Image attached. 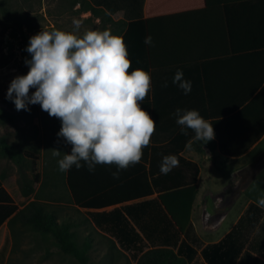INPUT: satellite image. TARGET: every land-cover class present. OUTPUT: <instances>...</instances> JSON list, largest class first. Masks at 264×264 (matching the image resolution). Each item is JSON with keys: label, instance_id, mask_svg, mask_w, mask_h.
<instances>
[{"label": "crops", "instance_id": "crops-1", "mask_svg": "<svg viewBox=\"0 0 264 264\" xmlns=\"http://www.w3.org/2000/svg\"><path fill=\"white\" fill-rule=\"evenodd\" d=\"M87 1L101 10L99 15L83 9L81 3L74 7L90 29H109L124 38L132 30L128 23L148 22L146 37L151 36L152 43H146L145 58L151 88L141 107L154 119L156 128L142 150L141 161L123 171L127 180L144 171L161 174L158 170L150 172L151 167L156 169L152 163L156 144L177 138L185 144L180 155L197 163L200 171L190 224L183 233L159 201L158 193L102 208L77 206L89 211L95 225L109 231L116 240L111 226L100 227L94 214L105 213L129 222L141 235L142 244L148 241L149 249L173 248L188 264H264V209L256 204L264 193V168L235 166V161L244 165L259 153L252 149L264 140V135L241 155L228 154L219 146L221 141L232 140L236 115L249 102L243 105L244 100L264 90V0ZM138 38L133 30L132 56ZM178 69L192 83L187 95L172 83ZM165 81L167 87L163 86ZM177 108L198 110L213 123L215 138L203 144L192 139L191 130L183 135L173 115ZM157 157L162 159L163 154ZM142 161L146 168L139 167ZM219 173L222 177L215 182ZM235 175L245 181L242 186L232 181ZM151 186L153 189V183ZM238 186L241 191L237 194ZM206 212L210 213L209 220ZM11 235L12 228L6 221L0 227V255Z\"/></svg>", "mask_w": 264, "mask_h": 264}, {"label": "clouds", "instance_id": "clouds-1", "mask_svg": "<svg viewBox=\"0 0 264 264\" xmlns=\"http://www.w3.org/2000/svg\"><path fill=\"white\" fill-rule=\"evenodd\" d=\"M81 20L73 18V29H41L29 37L25 59L28 71L10 81L5 98L17 111L39 104L49 116L58 118L57 137L71 145L70 152L52 148L58 171L67 172L97 165L114 166V179L141 161L150 143L156 122L141 104L151 88L150 74L132 69L123 38L109 29L85 30L79 34ZM151 44V36L145 38ZM172 83L185 95L190 80L177 70ZM167 87V81L163 84ZM30 89L34 91L30 92ZM183 135L194 133L195 141L206 144L215 138L213 123L198 110L177 108L173 114ZM63 153V154H62ZM179 166L174 155L163 156L159 171L167 175ZM256 204L264 209V193Z\"/></svg>", "mask_w": 264, "mask_h": 264}, {"label": "rangeland", "instance_id": "rangeland-1", "mask_svg": "<svg viewBox=\"0 0 264 264\" xmlns=\"http://www.w3.org/2000/svg\"><path fill=\"white\" fill-rule=\"evenodd\" d=\"M71 1L0 0V105L17 114L15 121L0 122V136L20 150L23 156L22 163L19 164L11 156L0 152V175L5 176L7 181L4 186L20 208L28 200L35 199L49 210L55 211L61 219L70 217L77 224L75 229L81 238L91 236L93 248L90 251V264H135V253L138 254L136 250L121 247L109 231L95 225L89 211L74 203L65 172L58 171V158L51 155L52 148L68 152L67 144L57 137L61 126L59 119L49 116L39 104L29 105L30 110L27 111H17L14 103L5 98L14 76L28 71L25 59H30V54L26 51L30 36L41 29L54 26L60 30L71 31L73 18L82 22L80 35L85 30H94L90 29L88 21H84L81 13L76 12ZM31 91L34 89H30ZM257 152L263 154L257 153L244 165L235 161V166L248 165L263 169L264 143ZM35 172L40 174L38 182ZM218 175L214 177L215 182L220 180L222 173ZM232 179L237 182L235 185L242 186L245 182L236 175ZM25 183L34 184L36 191L33 195H23ZM241 186L236 189L237 194L241 191ZM15 229L19 232V244L15 245L17 238L12 230L8 245L0 255L1 264H81L76 258L63 253L53 237L45 240L40 234L23 230L20 222L15 225ZM142 246L144 250H148L150 244L145 241Z\"/></svg>", "mask_w": 264, "mask_h": 264}, {"label": "trees", "instance_id": "trees-1", "mask_svg": "<svg viewBox=\"0 0 264 264\" xmlns=\"http://www.w3.org/2000/svg\"><path fill=\"white\" fill-rule=\"evenodd\" d=\"M76 3H81L83 9H90L96 16L101 12L99 8L92 6L87 0L71 1L72 5ZM128 25L132 27V30L130 29L127 32L123 40L127 46L128 58L131 61L129 72L132 69H142L148 72L149 65L145 58L147 46L145 38L148 34V22L146 20L137 21L128 23ZM133 27L136 29H133ZM53 28L56 27L46 29L51 30ZM133 30H136V33L139 34L134 56H132L131 51V32ZM132 57H134L133 61L131 60ZM263 92L264 90L262 89L256 96H249L251 100H244L243 105L247 101L249 102L236 115V125L232 140L219 143L220 148L228 154L241 155L264 135ZM243 116L244 119L242 120ZM16 117V113H12L0 105V122L15 121ZM263 143L264 140L258 143L252 151H259ZM184 145V142L180 141L179 138L173 142L156 144V159L152 160L156 169L151 167L150 172L159 171L161 158L157 156H162V154L163 156L174 155L179 161V166L173 168L167 175L148 174L144 171L143 174L129 176L131 180L128 181V178H126L128 176L122 171L120 178L117 180L111 175V171H115L114 166L103 165L102 167H96L94 172H89L86 166L80 169H76L73 166L69 171L65 172V175L74 203L81 208H102L129 199L158 193L159 201L165 206L180 232H185L191 220L192 207L197 193L196 182L200 169L197 163L180 155ZM68 146L71 149V145L68 144ZM0 152L11 156L17 163H22L23 156L21 151L2 136H0ZM145 163L143 162L139 167L146 168ZM39 178L40 174L35 172L37 182ZM5 181H7L5 176L0 175V227L8 221L14 236L17 238L19 232L15 229V225L20 222L23 230L40 234L45 240L53 237L63 253L76 258L81 264H90V251L93 248L91 236L81 238L75 229L77 224L70 217L61 219L55 211L49 210L43 203L35 199L28 200L20 208L12 194L5 188ZM22 191L23 195L31 196L35 193L36 188L34 184L25 183ZM93 216L100 227L111 226L112 233L116 235L121 247L128 250L132 248L136 250L138 254L135 253V264H188L185 257L170 247H156L144 251L141 235L136 232V229L129 222H122L121 218L116 220L108 217L105 213H96ZM18 244L17 238L15 245Z\"/></svg>", "mask_w": 264, "mask_h": 264}, {"label": "built area", "instance_id": "built-area-1", "mask_svg": "<svg viewBox=\"0 0 264 264\" xmlns=\"http://www.w3.org/2000/svg\"><path fill=\"white\" fill-rule=\"evenodd\" d=\"M210 216V213L209 212H206V220H209V217Z\"/></svg>", "mask_w": 264, "mask_h": 264}]
</instances>
